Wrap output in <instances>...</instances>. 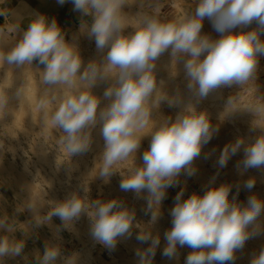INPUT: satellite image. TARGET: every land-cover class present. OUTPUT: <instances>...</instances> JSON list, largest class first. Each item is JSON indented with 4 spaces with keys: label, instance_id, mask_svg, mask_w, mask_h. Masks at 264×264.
I'll use <instances>...</instances> for the list:
<instances>
[{
    "label": "clouds",
    "instance_id": "1",
    "mask_svg": "<svg viewBox=\"0 0 264 264\" xmlns=\"http://www.w3.org/2000/svg\"><path fill=\"white\" fill-rule=\"evenodd\" d=\"M68 2L80 14L84 34L94 40L101 54L99 64L83 66L77 48L66 40L57 20L41 14L28 24L15 47L7 53L0 51V63L20 67L38 62L44 66L41 80L45 85L71 90L64 92L54 110L51 105L55 96L38 101L36 107L44 113L46 128L62 131L56 143L66 157H72L90 150L86 130L99 125L104 148L92 176L109 183L119 173L121 191H131L145 200L142 211L150 219L147 225L137 222L135 210L118 198L90 199L85 181L45 214L36 202H28L25 207L34 216L30 228L51 226L53 217H57L61 221L57 227L59 239V231H74L75 223L86 214L90 236L110 251L120 238L130 239L133 229L139 228L135 239L147 247L134 250L137 264H153L160 235L152 228L161 217L167 190L179 184L182 174H195L194 160L219 131L208 112L197 108L210 93L239 85L241 91L227 98L218 119L247 111L254 116L253 128L261 132L252 143L237 138L225 145L216 164L225 167L243 149V159L236 165L238 173L264 170V97L257 95L255 84L259 58L264 56V0H198L194 13L171 21L145 15L135 22L130 34L125 30L132 22L123 14L127 0H56L61 6ZM5 14L0 10V15ZM205 18L218 38L202 33ZM254 22L256 27L249 28ZM165 52L183 66L187 97L179 90L170 94L165 81L157 79L156 62ZM102 81L109 82L103 92L108 101L104 107L92 91ZM249 89L253 94L243 101L241 97ZM165 103L179 109L175 118L161 114L154 119V113H160ZM146 136L151 140L142 163L129 166L127 162L134 159ZM255 183V177H249L242 187L251 191ZM232 188L227 183L217 186L213 179L203 194L193 192L184 198L183 189L178 192L161 255L172 261L178 259L179 249L187 247L191 251L184 264H235L236 253L246 242L264 235V223L259 220L264 199L252 194L246 203L239 202L236 196L241 185H236L237 194L230 197ZM0 230L14 231L7 216L0 217ZM24 248V240L0 237V264L6 258L22 257ZM61 255L59 244L46 242L43 253H36L34 264H57ZM78 259L79 253L73 252L63 258V264H78ZM250 264H264V247L252 256Z\"/></svg>",
    "mask_w": 264,
    "mask_h": 264
},
{
    "label": "rangeland",
    "instance_id": "2",
    "mask_svg": "<svg viewBox=\"0 0 264 264\" xmlns=\"http://www.w3.org/2000/svg\"><path fill=\"white\" fill-rule=\"evenodd\" d=\"M197 4L198 0H127L123 14L132 23L126 28L125 34L133 32L135 22L145 15H155L162 22H167L179 18L181 12L194 13ZM0 10L6 13L0 15L1 51L7 52L9 47H15L28 24L37 14L57 20L66 40L77 48L83 66L87 65L88 58L97 51L94 40H90L80 28V14L73 11V5L70 2L61 6L56 3V0H0ZM255 27V22L249 26V28ZM13 28L14 30L10 31ZM202 33L209 34L214 39L219 36L207 18L203 21ZM98 54V57L92 62L99 64L101 54ZM165 54L166 52L156 62L157 79L165 81L166 89L170 94L179 90L187 97L182 64L174 63L171 60V55L169 60ZM33 63L38 68L26 65L17 67L0 63V100H2L0 103V217L7 216L9 223L14 227L13 232L0 230V237L8 236L10 239L25 241L22 257L6 258L4 264H34L36 253H43L46 242L59 244L62 255L57 259V264H63V258L73 252L79 253L78 264H137L134 250L137 247H147V245H139L135 239L139 228L133 229L130 239L120 238L116 248L111 251L92 239L90 220L86 214L82 215L75 223L74 231H59V239L57 238V227L61 225V221L57 217H53L51 226L43 225L35 229L30 228V221H34V216L25 207L28 202H36L41 208V214H45L53 204L63 201L72 192L78 191L79 185L85 181L88 182L90 188V199L107 201L118 198L127 207L135 210L137 222L147 225L150 219L142 211L146 205L145 200L138 199L131 191H121L119 173L114 174L109 183H104L102 178L92 176V171L104 148L99 125L86 130L90 137L88 152L72 157H66L63 154L60 146L56 143L62 131L48 130L44 113L38 110L36 105L41 99H51L55 96L56 99L52 101L51 105L54 110L64 92L71 90L64 86L53 88L45 85L41 80L44 66L35 61ZM173 72L176 73L174 77L172 76ZM255 81L256 86L261 88L260 90L257 88V95L264 97V56L259 58ZM9 82L16 84L15 87H12ZM108 84V81L99 82L92 90L93 94L101 98L100 107H104L108 103L103 98V92ZM240 91L239 85L221 87L212 92L216 94V96L213 94L214 98L209 94L202 104L200 102L197 105L198 110L208 112L211 122L214 126L219 127V131L204 146L201 156L194 160L195 174L190 177L182 174L179 177V184L167 190L166 198L161 205V217L152 228L154 233L160 235V246L153 258V264H184L186 256L191 251L187 247L179 249L178 259L172 261L161 255L166 244L164 232L171 227L170 211L174 207L176 194L182 189L184 198L193 192L203 194L205 186L214 179L215 185L219 183L233 185L230 197L237 194L236 185L240 184L241 188L236 196L239 202L246 203L247 198L252 194H257L264 199V170L249 169L243 175L237 171L236 165L243 159V149L231 157L225 167L219 168L216 164L225 145L234 142L237 138H243L246 144L252 143L261 134L260 129L253 128L254 116L250 112H237L223 121L218 119L227 98ZM253 91V89H249L247 95L242 96L241 99L248 100ZM209 97L210 101H208ZM211 101L212 103L208 104ZM176 111L178 112L179 109L170 108L165 103L162 104L160 113H154L153 118L159 119L162 114L174 119ZM215 120L218 121V124ZM150 140V136L143 138L134 159L127 162L129 166L142 163V154L149 147ZM205 156L208 158L205 159ZM226 170L228 173L224 172ZM249 177L256 179L255 186L251 191L242 187L243 182ZM81 194L83 193L81 192ZM21 208H24V211H19ZM259 220L264 223V213L261 214ZM262 247H264V235L248 240L244 248L236 253L235 264H250L252 256L258 254Z\"/></svg>",
    "mask_w": 264,
    "mask_h": 264
},
{
    "label": "bare ground",
    "instance_id": "3",
    "mask_svg": "<svg viewBox=\"0 0 264 264\" xmlns=\"http://www.w3.org/2000/svg\"><path fill=\"white\" fill-rule=\"evenodd\" d=\"M180 14V16H182V15H185V13L184 12H181V13H179ZM13 48V46H11V47H9L8 49H7V52L8 51H10L11 49ZM1 51V50H0ZM4 52V51H3ZM7 52H5V53H7ZM169 53L168 52H166V54H165V57H166V55H167V57H168V59H169V56H170V54L168 55ZM98 52L96 51L95 53H94V55L93 56H91V57H89L88 59H89V62H92V61H94L97 57H98ZM161 58H163V57H161ZM162 60V59H161ZM165 60V59H164ZM170 60V59H169ZM171 60H173V59H171ZM168 61V60H167ZM88 62V63H89ZM161 62V61H160ZM178 62V61H177ZM162 63H163V61H162ZM164 63H165V61H164ZM170 63V62H169ZM172 64H174V63H172ZM27 67H36V68H38V66H36V64L35 63H33L32 65H26ZM165 66H167V65H165ZM6 67V66H5ZM6 69V68H5ZM172 70H173V68H172ZM170 71H171V69H170ZM170 78H171V76H170ZM10 83V82H9ZM255 83H256V81H255ZM10 85L12 86V87H15V85L16 84H13V83H10ZM257 85V84H256ZM258 88V87H257ZM259 90L261 89L260 87L258 88ZM218 90V89H217ZM264 90V89H263ZM262 92V91H261ZM211 94V96H213V94L214 93H210ZM219 94V93H218ZM215 96H216V94H214ZM220 95V94H219ZM233 95V94H232ZM224 96H226V95H224ZM228 97V96H227ZM213 98H214V96H213ZM216 98V97H215ZM6 99V98H5ZM212 100V99H211ZM16 101V100H15ZM208 101H210V97H209V99H208ZM214 101V100H213ZM226 102V101H225ZM206 103V102H205ZM204 103V104H205ZM210 103H212V101L211 102H209L208 104H210ZM201 104H202V101H201ZM215 104V103H214ZM177 112V111H176ZM175 115V114H174ZM235 120V119H234ZM216 121V120H215ZM223 121V120H222ZM215 123V122H214ZM216 123L218 124V121H216ZM215 123V124H216ZM220 123V122H219ZM222 123V122H221ZM212 124H213V122H212ZM224 124V123H223ZM247 124H248V122H247ZM235 125V124H234ZM225 126V125H224ZM227 126H229V125H227ZM231 127V126H230ZM252 127V126H251ZM219 128V127H218ZM222 128V127H221ZM228 128V127H227ZM228 130V129H227ZM233 132H234V130H233ZM230 133V132H229ZM239 135V134H238ZM231 141V140H230ZM214 142H215V140H214ZM213 144V143H212ZM211 144V145H212ZM208 147V146H207ZM220 151H221V149H220ZM212 155V154H211ZM238 157V156H237ZM198 163V162H197ZM200 168V167H199ZM202 169V168H201ZM229 170V169H228ZM224 172H227V170L226 171H224ZM223 172V173H224ZM199 173H200V171H199ZM228 173V172H227ZM221 174V173H220ZM218 177V176H217ZM223 178V177H222ZM221 179V178H220ZM219 179V180H220ZM222 181V180H221ZM224 181V180H223ZM216 184V183H215ZM220 184V183H219ZM219 184H217L218 186H219ZM87 247V246H86Z\"/></svg>",
    "mask_w": 264,
    "mask_h": 264
},
{
    "label": "crops",
    "instance_id": "4",
    "mask_svg": "<svg viewBox=\"0 0 264 264\" xmlns=\"http://www.w3.org/2000/svg\"><path fill=\"white\" fill-rule=\"evenodd\" d=\"M81 255V254H80Z\"/></svg>",
    "mask_w": 264,
    "mask_h": 264
}]
</instances>
